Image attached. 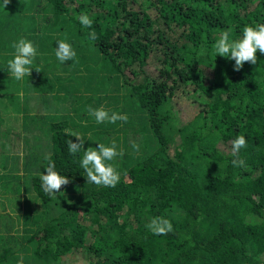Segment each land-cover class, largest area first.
<instances>
[{"label":"trees","instance_id":"trees-1","mask_svg":"<svg viewBox=\"0 0 264 264\" xmlns=\"http://www.w3.org/2000/svg\"><path fill=\"white\" fill-rule=\"evenodd\" d=\"M142 2L140 8L138 0H9L0 9L1 60L21 37L37 51L42 38L55 46L53 40H66L76 52L70 62L90 73L71 123L42 116L51 98L65 89L64 99L71 100L82 86L73 74H50L60 62L48 69L36 58L33 67L40 71L33 68L23 81L0 65V94L20 84L23 99L32 102L26 114L34 111L21 121L22 101L12 102L22 130L0 118V172H6L0 173V264H19L28 246L33 264H62L61 257L74 251L85 256L81 264H264V54L257 51V62L239 71L233 60L211 55L222 31L238 37L245 25L264 24V0ZM82 14L93 20L91 28L80 25ZM55 29L57 36H46ZM96 72L104 74L96 79ZM115 77L127 78L120 104L109 95ZM179 95L197 108L181 126L174 106ZM89 106L126 114L128 121L98 125ZM78 119L86 122L76 127ZM85 126L98 129L74 156L67 141L77 138L68 133L81 136ZM240 135L246 145L233 156ZM109 139L123 153L114 162L120 173L114 188L88 183L78 163L83 151ZM236 159L243 163L233 164ZM50 162L69 177L51 197L39 180ZM23 191L42 207L29 219L20 214ZM16 213L17 234L11 231ZM153 217L169 219L173 231L152 235L146 224Z\"/></svg>","mask_w":264,"mask_h":264},{"label":"clouds","instance_id":"clouds-1","mask_svg":"<svg viewBox=\"0 0 264 264\" xmlns=\"http://www.w3.org/2000/svg\"><path fill=\"white\" fill-rule=\"evenodd\" d=\"M9 0H0V9H5ZM79 23L83 28H91L93 20L87 15L82 14L78 17ZM89 38L96 39L95 32L89 33ZM12 59L7 61L6 67L9 76L16 81H23L25 77H29L33 67V63L37 57V49L33 42L23 37L19 38L12 44ZM257 51L264 54V24H247L245 25L238 37H233L231 31H222L218 38L214 41L211 49V55L215 57L219 55L234 61V70L239 71L245 62L255 64L257 62ZM206 54L205 49L200 50V55ZM55 57L61 63L71 61L76 57V52L71 44L66 40H57L55 47ZM40 71L39 68H35ZM88 114L94 117L95 122L103 124H115L117 121L127 122L128 116L116 112L109 113L104 107L92 108L89 106ZM70 137H76V141L69 139L68 151L72 155L81 153L85 149L84 142L86 139L76 132L68 133ZM246 145V139L243 135L235 137L232 143V155L238 156L240 149ZM132 148L139 151V145L135 142ZM123 155L121 151H117V145L113 141L106 145L97 142V146L88 148L79 156L78 163L80 168L86 174L88 183L104 187L114 188L120 182V173L114 166L116 158ZM47 159V157H46ZM243 163L238 159L233 160V164ZM40 187L47 196H54L61 192V186L69 183V177L60 174L54 163H49L44 167V171L39 176ZM146 228L154 236H166L173 231V224L169 219L164 217H153Z\"/></svg>","mask_w":264,"mask_h":264},{"label":"rangeland","instance_id":"rangeland-1","mask_svg":"<svg viewBox=\"0 0 264 264\" xmlns=\"http://www.w3.org/2000/svg\"><path fill=\"white\" fill-rule=\"evenodd\" d=\"M141 2L142 0H138V5L140 6V8H142L145 5L141 6ZM143 3V2H142ZM144 8H148V6L144 7ZM35 11L36 10H32ZM149 13L151 14V16L155 15V10H150ZM49 35H54L57 36V32L56 29L52 30L51 32H47L46 36L49 37ZM38 36H40V32H38ZM50 38V37H49ZM46 39L42 38L41 41L44 42L42 50H38L37 51V57H41V59L43 58L44 61H47V63L45 64H50L51 67H49L48 69H52L53 65L57 64L59 61L56 59L55 57V45L52 44V42H45ZM54 42H56L57 40H53ZM13 53L11 50L10 51H6L2 54V60L0 58V65L1 66H6L7 61L12 59L13 57ZM80 66L78 65H74L72 64V62L70 61H66L65 63L61 64L59 63V66L54 69L50 74L57 76V77H61L63 79H67L70 75L73 74V76L75 78H78L80 80V82L82 83V86L77 88V91L73 93V99L71 100H66L63 97V93L65 92V89L58 93V98L59 99H50L49 100V109L45 111L44 114H42V116H45L48 119H53V120H69L71 118V112L73 109V106L77 105L78 103H82L83 100L80 97V92L82 91V89L85 86V81L84 78H86V75L90 74L87 73L85 74V72H81L79 73L78 69ZM97 67V66H96ZM101 68H98L97 70H100ZM151 73H153L150 70ZM97 75H95L94 77H96V79H98L99 77H101L104 72H96ZM51 75L49 77H51ZM67 77V78H66ZM84 77V78H83ZM127 78H122V77H118V78H114L111 87L109 88V95L112 98L116 97L117 102L120 104L123 101V96H125L127 94V92L129 91L127 84H126ZM70 81L67 82V85L65 86H69L70 85ZM55 84V81H54ZM53 86V84H52ZM51 86V87H52ZM21 85H17L16 83H14V86L10 85L7 88V93H1L0 94V118H4L5 122H6V127H10V128H16L17 126H19V130H22L24 125H20L18 123H16V120L14 119V117L18 116V114L16 113L14 107H12L11 105H13L12 102H18L20 103L22 101V105H20V107L18 106L17 108H20L21 112L19 113V116L21 118V121H23L25 119V116L27 117H33L34 115V111L27 113L25 111V108H27V106H30L32 104V102L30 100H26L23 99V96L25 95L24 91L21 89ZM50 87V88H51ZM46 89V88H45ZM27 91L30 93V95L35 96V94H37V92H33L32 88H27ZM92 94V93H91ZM91 94H89V97L91 96ZM51 95H55V92L52 91ZM183 95H179L175 98V103L174 106L175 108V112H176V123L181 125H184V123H186L187 121H189L193 115L197 112V108L196 106L190 105L189 101H186ZM22 98V99H21ZM34 101V100H33ZM121 101V102H120ZM27 102V103H26ZM104 102L102 103L101 106H104ZM128 106H126L127 108ZM22 108V109H21ZM27 109L32 110V107H28ZM71 109V111H70ZM30 115V116H29ZM142 114H140L139 116L141 117ZM71 123L75 122L76 119H70ZM81 122H86L84 119H78L77 120V126L79 127V123ZM25 124V123H24ZM120 125V124H119ZM72 126V124H71ZM91 126H96V125H91ZM97 127V126H96ZM94 127V128H96ZM84 129H81L82 132L81 134L85 136V139H87V142H91L94 139V133L96 132V129L88 127H82ZM116 131L114 130V132L112 133V136L110 139L113 138V136H115ZM31 134H37V131L33 130L31 132ZM81 135V136H82ZM104 138V137H103ZM110 142H112V140H110ZM114 139V138H113ZM104 144H106V141H101ZM116 143V142H115ZM108 145V144H107ZM117 147H121V144L116 143ZM118 150V149H117ZM1 174H4L6 172H0ZM20 197V201L22 202L20 204L22 210H21V215L27 216L28 219L29 217L37 214L39 211H41L42 207L39 205V203L34 199V196L31 195H27L24 191L21 192L19 194ZM38 203V204H37ZM17 213L12 214L11 217V221H13L12 224V233H16L20 230H22V225H21V221L20 219L17 217ZM176 216H184V213H179L176 212L175 213ZM24 234V233H23ZM18 262L19 264H24L23 261L25 258H28V262L29 264H33L32 263V250L31 248L28 246L26 248L23 249V251L21 253L18 254ZM62 259V264H81L83 262V259L85 258V256H83V253L81 251H74L72 253H67L65 255H63L61 257ZM47 264H51V263H47Z\"/></svg>","mask_w":264,"mask_h":264}]
</instances>
